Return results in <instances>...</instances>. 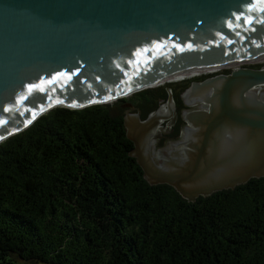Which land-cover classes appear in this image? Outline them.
Segmentation results:
<instances>
[{
  "label": "water",
  "instance_id": "water-1",
  "mask_svg": "<svg viewBox=\"0 0 264 264\" xmlns=\"http://www.w3.org/2000/svg\"><path fill=\"white\" fill-rule=\"evenodd\" d=\"M262 55L264 0H0V142L53 107L110 103ZM208 80L219 81L211 95L183 112L195 127L184 141H140L152 112L122 119L143 178L187 201L264 175V92L248 93L264 66L191 80L186 107V89Z\"/></svg>",
  "mask_w": 264,
  "mask_h": 264
},
{
  "label": "trees",
  "instance_id": "trees-1",
  "mask_svg": "<svg viewBox=\"0 0 264 264\" xmlns=\"http://www.w3.org/2000/svg\"><path fill=\"white\" fill-rule=\"evenodd\" d=\"M171 86L53 107L0 142V264H264V175L187 201L129 155L124 113L166 88L185 108Z\"/></svg>",
  "mask_w": 264,
  "mask_h": 264
},
{
  "label": "bare ground",
  "instance_id": "bare-ground-1",
  "mask_svg": "<svg viewBox=\"0 0 264 264\" xmlns=\"http://www.w3.org/2000/svg\"><path fill=\"white\" fill-rule=\"evenodd\" d=\"M254 61H264V55L262 56H259L257 58H254V59H248V60H241V61H238V62H234L232 63L231 65H238L240 63H243V62H254ZM221 67H213V68H210V69H206L204 71H201V72H198V73H189V74H186L182 77H173V78H169V79H165L162 82V84L166 83L167 81H170V80H175V79H180V78H186V77H192V76H195V75H198V74H202V73H209V72H214L216 71L217 69H220ZM219 81H214V80H208L202 84H199V85H193L192 87L186 89V91L182 94L185 101L188 103V104H193L195 102L198 101L199 102H202L203 99L200 98L201 95L205 96V97H209L213 91V87L218 84ZM257 89H254V90H250L248 93H250L251 91L254 93V95L257 93L256 91ZM166 103H164L163 105H161V107L163 109H166ZM160 108V107H159ZM159 108H157L155 111H153L152 113H150L147 118L145 119L148 120L154 113H156ZM133 115L131 114V112H128L127 116H126V119H129L131 118ZM168 115H166L167 117ZM143 123V125L145 127H147V131L145 132V134L140 138V141H152L153 139V132L154 130L151 132V127L153 128L155 125H156V120H154V122H145ZM162 129V128H161ZM155 133V132H154ZM144 147V145L142 146Z\"/></svg>",
  "mask_w": 264,
  "mask_h": 264
},
{
  "label": "flooded vegetation",
  "instance_id": "flooded-vegetation-1",
  "mask_svg": "<svg viewBox=\"0 0 264 264\" xmlns=\"http://www.w3.org/2000/svg\"><path fill=\"white\" fill-rule=\"evenodd\" d=\"M166 109H163L161 106L159 110L154 113L148 120L145 122H154L156 120V125L151 129V132L154 130L156 132L159 130V137L156 141H167L166 144H163L160 147H165L169 143L174 141H184L185 139H188L191 137L193 131H195V127L188 126L183 121V110H179L178 112L174 113V120L172 123H170L172 119V115L169 118L167 124L165 125V129H161V122L162 119L166 117V115H170L173 108L171 107V102H166ZM190 110V109H189ZM175 128H178V132L176 135H174ZM153 132V134H154ZM158 147V146H157Z\"/></svg>",
  "mask_w": 264,
  "mask_h": 264
},
{
  "label": "rangeland",
  "instance_id": "rangeland-1",
  "mask_svg": "<svg viewBox=\"0 0 264 264\" xmlns=\"http://www.w3.org/2000/svg\"><path fill=\"white\" fill-rule=\"evenodd\" d=\"M254 66H256L257 68L258 67H262V66H264V61H254V62H243V63H240V64H238V65H236V66H233V65H231V66H229V67H224V68H220V69H217L216 71H214V72H209V73H202V74H198V75H195V76H192V77H186L185 79H175V80H170V81H167L166 83H164V84H171V85H173V86H171L172 88L174 87L175 88V90L177 91V93H178V96H179V99H180V101H181V104L183 105V107H185V108H180V110H183V111H187V110H189V109H196V108H198V103H194V104H192V105H190V106H185L184 105V103H183V98L182 97H180V94L182 93V91L184 90L183 88H180V86H181V84L182 83H184V81H186V80H194L196 77H200V76H203L202 77V79L203 78H205L206 76H210V75H213V74H221V73H225V71L226 70H230L231 68H233V67H253V68H255ZM198 80H201V79H198ZM164 84H161V85H164ZM189 84V83H188ZM188 84L186 85V87L188 86ZM185 87V88H186ZM258 90V92H264V86L262 87V86H260V88L259 89H257ZM169 91H170V89H169ZM170 94H171V91H170ZM258 95H259V93H256V98H258ZM172 96V95H171ZM126 97H128V96H126ZM164 103H166L165 101H161L159 104H158V106L153 110V111H155L157 108H159L161 105H163ZM171 107L173 108V110H172V112H171V114L170 115H168L167 117H165V118H163L162 119V122H161V128L162 129H165V125L167 124V122H168V120H169V118L171 117V115L172 114H174L175 112H178L177 111V109H176V107H175V104H174V101H173V99H171ZM131 108V107H130ZM129 112H133V110L131 109H129L128 110ZM153 111H150V112H153ZM149 112V113H150ZM159 130H157L155 133H154V135H153V140H154V145L156 146V140H157V138L159 137V133L160 132H158ZM167 143V141H164V144H166ZM157 147V146H156Z\"/></svg>",
  "mask_w": 264,
  "mask_h": 264
},
{
  "label": "built area",
  "instance_id": "built-area-1",
  "mask_svg": "<svg viewBox=\"0 0 264 264\" xmlns=\"http://www.w3.org/2000/svg\"><path fill=\"white\" fill-rule=\"evenodd\" d=\"M263 86H264V85H263ZM263 86H262V87H263ZM259 88H260V87H255L254 89H259ZM254 89H253V90H254ZM256 91H257V93H259L258 90H256Z\"/></svg>",
  "mask_w": 264,
  "mask_h": 264
}]
</instances>
